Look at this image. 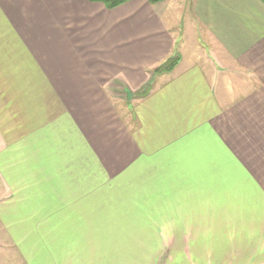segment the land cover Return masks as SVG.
I'll return each instance as SVG.
<instances>
[{
    "label": "crops",
    "instance_id": "1",
    "mask_svg": "<svg viewBox=\"0 0 264 264\" xmlns=\"http://www.w3.org/2000/svg\"><path fill=\"white\" fill-rule=\"evenodd\" d=\"M0 187L20 264H264V0H0Z\"/></svg>",
    "mask_w": 264,
    "mask_h": 264
},
{
    "label": "trees",
    "instance_id": "2",
    "mask_svg": "<svg viewBox=\"0 0 264 264\" xmlns=\"http://www.w3.org/2000/svg\"><path fill=\"white\" fill-rule=\"evenodd\" d=\"M89 1L98 2V3H101L102 5H104V7L107 9H113V8H116V7H118L122 4H125L131 0H89ZM158 1H162V0H149L150 3H156ZM178 60H179L178 57H172L170 59H167L160 66L155 68L153 73L154 74H162V73H167V72L171 71L174 68V66L177 64ZM149 91H150V87L147 86L143 90L137 92L136 95H138V97L141 98V97L146 96Z\"/></svg>",
    "mask_w": 264,
    "mask_h": 264
},
{
    "label": "rangeland",
    "instance_id": "3",
    "mask_svg": "<svg viewBox=\"0 0 264 264\" xmlns=\"http://www.w3.org/2000/svg\"><path fill=\"white\" fill-rule=\"evenodd\" d=\"M143 89L144 88L134 92L133 93L134 98H139L138 95H136V93L143 90ZM0 195H2L1 189H0ZM1 241H3V240H2V230L0 228V243H1ZM0 264H20L18 261V255L15 252V250L13 249V247H10L9 245H7L6 248L5 247L2 248L0 246Z\"/></svg>",
    "mask_w": 264,
    "mask_h": 264
}]
</instances>
